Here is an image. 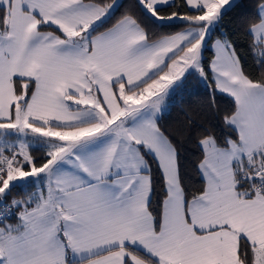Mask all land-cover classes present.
Returning <instances> with one entry per match:
<instances>
[{
	"label": "snow or ice",
	"instance_id": "obj_1",
	"mask_svg": "<svg viewBox=\"0 0 264 264\" xmlns=\"http://www.w3.org/2000/svg\"><path fill=\"white\" fill-rule=\"evenodd\" d=\"M136 4L189 27L155 33L120 0H0V264H264V72L246 73L226 34L212 42L248 5ZM193 75L233 100L226 131L197 140L196 191L161 127Z\"/></svg>",
	"mask_w": 264,
	"mask_h": 264
},
{
	"label": "trees",
	"instance_id": "obj_2",
	"mask_svg": "<svg viewBox=\"0 0 264 264\" xmlns=\"http://www.w3.org/2000/svg\"><path fill=\"white\" fill-rule=\"evenodd\" d=\"M248 5L247 9H237L226 15L222 21V26L215 31L212 41L215 38L224 37L221 33L226 34L235 46L238 55L241 56V63L244 65L246 73L253 76H259L264 69L254 61L249 53V44L252 42V37L247 33V28L258 20L255 17L254 5L258 0H242ZM123 7L120 13L133 10L135 14L145 21L155 33L171 34L178 32L189 25L180 20H174L171 23L159 25L153 23L150 17H146L142 10L137 6L136 0H120ZM177 5L183 3V0H175ZM250 10V13H249ZM171 11H180L179 8H169L163 14H168ZM187 11V9H184ZM207 60H212L214 56L213 48L204 52ZM233 100L227 94L221 93L215 89L214 85L206 84L198 76L190 77L186 87L174 96L169 103L168 109L161 121L163 130L174 138L177 148L181 154V163L183 165V174L185 183L196 191L201 185L200 174L196 170V163L201 158L200 148L197 145V140L204 135L203 129H211L215 134L221 135L226 129L223 127H215L220 125L223 116L232 108ZM40 146L33 147V153L37 157L43 155ZM14 195H16L14 193ZM16 198H23V194Z\"/></svg>",
	"mask_w": 264,
	"mask_h": 264
},
{
	"label": "crops",
	"instance_id": "obj_3",
	"mask_svg": "<svg viewBox=\"0 0 264 264\" xmlns=\"http://www.w3.org/2000/svg\"><path fill=\"white\" fill-rule=\"evenodd\" d=\"M189 27V26H188ZM187 28V27H186ZM186 28H184V29H182V30H180V31H178V32H182V31H184ZM216 39H221V38H215L212 42L214 43L215 42V40ZM213 51H214V48H213ZM238 54V53H237ZM215 57L213 56V58L212 59H214ZM35 146H37V145H35Z\"/></svg>",
	"mask_w": 264,
	"mask_h": 264
}]
</instances>
